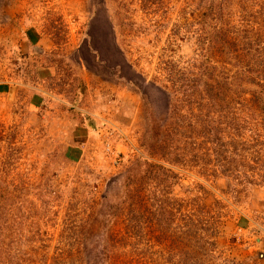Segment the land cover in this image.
I'll list each match as a JSON object with an SVG mask.
<instances>
[{"label":"rangeland","instance_id":"374dc122","mask_svg":"<svg viewBox=\"0 0 264 264\" xmlns=\"http://www.w3.org/2000/svg\"><path fill=\"white\" fill-rule=\"evenodd\" d=\"M238 31L264 51V0H0V264H264Z\"/></svg>","mask_w":264,"mask_h":264},{"label":"trees","instance_id":"16d2710c","mask_svg":"<svg viewBox=\"0 0 264 264\" xmlns=\"http://www.w3.org/2000/svg\"><path fill=\"white\" fill-rule=\"evenodd\" d=\"M240 33H243V31L242 32L238 31V33H236V35L234 36V37H241V40L243 41L242 44L239 47V51H241V54L238 53V55H240V56L233 57V54L236 53V51H234V49H236V44L233 41L229 40V42H227L224 45V47H222V48L228 47V49L226 51L227 52L228 51L232 52L231 55L229 56V58L226 59V62L227 63H230V62L232 63L233 59L239 60V59L243 58V59L247 60L245 65H248L249 61L251 63H254V64H252V66L248 65V67L244 69V71L247 70V71L251 72L250 75H251L252 79L251 78H247L245 76H242V77L247 78L251 82H254L256 80L255 79L256 77H261V79L260 78L259 79H260V81H263L264 78H262V76L260 74L264 75V73H263L264 72V66L262 65L264 63V51L260 47H257L255 45L256 43L260 42L261 38L259 37V35L252 34V37H248L247 35L240 34ZM230 48H232V50ZM242 62H243V60H242ZM243 75H246V74L243 73ZM225 90H226L225 87L222 88L223 93H217L214 90L213 97H216V98L220 97L223 100L224 99ZM227 101L230 102V104L232 105V110H235V106L237 107V105L239 106V104L241 103V101L235 102L236 100L233 99V98H229V99H227ZM219 105H221L220 108H223L222 103L219 104ZM253 105L254 106H251V105L250 106L253 108V110L256 113H257V110L264 111V100H260V101H258L257 104L255 103ZM244 116H254V115L250 114V115H244ZM161 221H163V214H162L161 211H159V213H157V215L155 217V222H159L160 223ZM87 234L90 236V233H87ZM185 235L187 236V234H185ZM179 238H180V240H179L178 244H180L182 242L183 235L181 234L179 236ZM193 243H197V241L194 240ZM182 245H183V243L180 244V246H182ZM199 248L200 249L194 248V244H193L192 247H191V249H192L191 251L192 252H190L189 250H185L184 249V245H183V248L180 249V251H181V253H184V257H182L183 262H185L184 264H201L202 258L205 259V256H204V249H203L202 245H200ZM78 249L79 248H76L75 252H77L80 255L82 253V249L83 248H81V250L77 251ZM77 260L79 261L80 264H88V263H86L87 260L83 259L82 257L77 258ZM27 263L31 264V260H28ZM103 264H114V260H113V258L111 256H109L107 258V261L105 263H103Z\"/></svg>","mask_w":264,"mask_h":264},{"label":"crops","instance_id":"0c3cea01","mask_svg":"<svg viewBox=\"0 0 264 264\" xmlns=\"http://www.w3.org/2000/svg\"><path fill=\"white\" fill-rule=\"evenodd\" d=\"M24 45H26L27 47H30L32 46L33 47H37L39 44V33L33 31V32H30V31H26L24 33ZM34 70L38 73L40 76H38V80H44L45 79V75H48V70L49 68L47 67H43V66H37L34 68ZM42 73H44L43 77H41ZM37 76V75H36ZM9 87H8V84L6 83V81H1L0 82V95H3L4 93H6L8 91Z\"/></svg>","mask_w":264,"mask_h":264}]
</instances>
